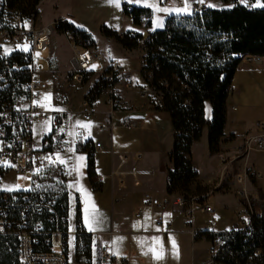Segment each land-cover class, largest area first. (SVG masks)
Segmentation results:
<instances>
[{"label":"crops","instance_id":"0c3cea01","mask_svg":"<svg viewBox=\"0 0 264 264\" xmlns=\"http://www.w3.org/2000/svg\"><path fill=\"white\" fill-rule=\"evenodd\" d=\"M42 1L40 0L37 4V14ZM210 1L187 0L190 11L177 13L175 11L158 12L155 9L157 7L170 10L183 8L185 0H117V2H110V0H49L50 9L60 10V12L50 18L42 19L41 23L45 24L65 18L76 27L97 34L101 25H106L117 31H125L129 29L124 27L126 21L132 22V20L122 13L124 2L149 7L153 11L152 17L154 14H161L164 20V16L167 14H190L192 6L196 2L212 7ZM173 2L178 3V6H171L170 4ZM132 24L130 29L139 31V25H135L133 22ZM115 44L121 47L117 41ZM49 45H51V39ZM94 47L95 51L102 54L106 61H116L121 66L113 85L115 90L120 91V97L111 113V108L106 102L108 88H105L106 96L102 100V105L99 106L98 101L103 91L93 103H89L87 107L90 114L89 119H84L82 113L75 110L80 97L87 93L94 81L102 74L101 65L98 75L86 87H84L85 84L93 74L91 68L85 81L76 85L67 81L71 67V55L69 69H66L68 91L62 92L70 97L68 105L59 103L57 97L62 93L55 95L53 85L50 84L51 73L60 69L54 57L49 58V71L44 72L48 78H44L48 82L45 107L49 110L65 108L70 110L64 128L66 133L65 148L54 155L63 174L61 179L63 187L67 191L69 210L77 207L78 219L86 231L102 232L100 241L105 243L110 252L117 257L129 255V264H153V262L158 264L168 262L171 264H209L210 241L206 239V242H203V238L195 239L188 231L180 211L171 207L165 208L163 212L166 218L173 222L172 226L167 229L154 224L153 214L156 212L154 207L145 206L141 219L134 216L143 191H151L157 196L167 193L166 175L167 170L172 168V162L168 157L173 144L171 118L168 111L155 108V104H160V100L151 94V87L143 80L142 76L141 81L133 82L131 74L122 71L124 66L129 65V57L137 60L140 67L143 54L141 47L132 50L123 48V52L127 51L132 56L126 54L127 56H124L122 60L116 59L115 56L108 57L103 48H97L96 44ZM127 75L130 78H127ZM231 88V92L225 100L226 118L220 150L218 153L209 152L202 173L195 167L197 176L192 182L191 188H197V191L201 193L207 192V199L212 202L214 207L212 213H205L199 209L200 218H195V212H192V222L196 230H221L239 226L236 212L241 203L234 193L232 177L242 168L247 167L251 172L259 174L252 184L249 183V187L258 193L261 192L264 196V148L229 161L223 173L219 159L220 156L233 157L236 148L240 146L242 138L246 134L260 133L264 136L258 126V122H264V67L243 60L239 61L231 78ZM77 89L80 90L77 91ZM144 92L148 93L147 96H144ZM125 118L132 120L134 125L123 126L122 121ZM77 122L88 126L82 127ZM35 126L36 128L44 126L37 137L36 141H39L48 131L50 125L49 122L38 123L33 126V130ZM77 140L83 142L91 140L93 144L96 177L101 178V180L96 179L97 188L92 187L87 175V152L77 151L75 148ZM98 141H100V146H95ZM123 154L129 156L127 162L122 160ZM137 154H140L139 159L135 158ZM211 155H214V158ZM80 157L83 159L80 160ZM191 158L194 162L192 148ZM60 160H63L64 163H60ZM114 168L122 170L135 168L140 185L134 187L131 182L132 177L128 176L125 187L116 186L110 176V172ZM219 181L220 185L218 186ZM215 185L217 187H214ZM85 209L88 210L87 213ZM208 220H214V224L210 226ZM203 221L206 224H203ZM174 225L175 227H173ZM155 241L158 242L155 243ZM172 241L175 242L180 258L182 257L180 262L179 259L171 262L166 253L162 251L172 246Z\"/></svg>","mask_w":264,"mask_h":264},{"label":"built area","instance_id":"2783aa9c","mask_svg":"<svg viewBox=\"0 0 264 264\" xmlns=\"http://www.w3.org/2000/svg\"><path fill=\"white\" fill-rule=\"evenodd\" d=\"M238 2L248 7H264V0ZM203 7L196 2L192 10ZM35 17V14L28 15L13 8L7 10L0 20V176L13 172L22 175L27 183L15 190L0 189V239L11 236L15 245L16 259L9 264H69L70 250L79 264H129V255L117 257L100 241L102 232L86 231L78 219L77 207L70 211L67 202L65 211L61 212L62 203L52 193L53 186L43 184L42 179L45 178H50V184L53 180L62 178V171L54 155L65 148L64 128L70 110H49L45 107L48 82L43 78L45 71L39 61L38 51L49 46V36L56 29V21L36 24ZM68 44L72 50L68 82L76 85L83 83L94 62L101 65L105 78L112 79L118 74L121 67L118 62L106 61L102 54L92 47L81 46L70 35ZM263 57L260 54L246 53L242 60L264 67ZM126 77L130 78L129 75ZM150 92L158 97L156 91L150 89ZM119 97V91L109 88L106 102L111 108L110 113ZM57 98L59 103L69 104L68 94L62 93ZM88 106L89 102L83 95L75 110L81 112L84 119H89ZM42 122H49V129L39 141H35L33 126ZM122 125L131 127L134 123L125 118ZM258 126L264 133V122H258ZM95 146H100V141ZM263 148L262 134H246L233 157L220 156L221 172L225 171L229 161ZM135 158L139 159L140 154ZM122 160L127 162L129 156L123 154ZM110 176L118 187L127 185L128 176L132 177L134 187L140 185L135 168H114ZM258 177V173L251 172L247 167L233 174L234 193L241 203L236 212L240 228L250 227L253 216L262 213L261 207L256 204L260 199L259 193L249 187V183L252 184ZM97 180L101 178L98 177ZM217 185H220V181ZM207 195V192L192 195L172 192L157 196L151 191H143L134 216L141 219L145 206L154 207V224L167 229L173 222L165 217L163 211L171 207L183 214L184 223L194 236L196 229L192 222V212L196 209L205 213L214 211ZM208 224L212 226L214 220H209ZM218 245V242H214L213 248ZM209 264H216L211 257Z\"/></svg>","mask_w":264,"mask_h":264},{"label":"trees","instance_id":"16d2710c","mask_svg":"<svg viewBox=\"0 0 264 264\" xmlns=\"http://www.w3.org/2000/svg\"><path fill=\"white\" fill-rule=\"evenodd\" d=\"M39 1L0 0V20L13 8L36 16ZM222 1L228 3L226 7L204 6L188 15L167 14L162 27L156 29L149 28L153 13L149 7L124 2L122 13L135 25L146 27V35L132 29L117 31L106 25L99 29L124 49L142 48L140 74L158 95L155 97L160 104L156 103L155 108L168 111L170 115L173 144L168 153L172 168L167 170V193L201 194L197 188L190 190L197 176L191 158L192 145L205 128L209 152H219L226 118L225 100L232 89L231 78L236 65L246 53L264 56V7H248L238 0ZM56 29L67 32L83 47L96 44L92 32L76 27L65 18L56 21ZM115 80L116 76L107 79L101 74L85 94L86 100L93 103L105 88H114ZM92 145L91 140H77L75 148L87 152V175L92 187L97 188ZM52 186V193L62 203L60 211L64 212L67 191L62 179L53 180ZM259 198L256 204L262 213L253 216L250 227L196 230L195 239L210 241V257L214 263L264 264V196L261 192ZM214 242L219 243L216 248H213ZM15 259L13 237H2L0 264L14 263Z\"/></svg>","mask_w":264,"mask_h":264},{"label":"rangeland","instance_id":"374dc122","mask_svg":"<svg viewBox=\"0 0 264 264\" xmlns=\"http://www.w3.org/2000/svg\"><path fill=\"white\" fill-rule=\"evenodd\" d=\"M210 4L214 8H223V7H226L228 3L222 0H211ZM170 5L178 6V3L173 2ZM59 12L60 10L55 11L53 9H50L49 0H43L39 6L38 14L35 17V23L44 24V23H41L42 19L50 18L54 14L59 13ZM132 25H133L132 22L127 20L124 27L130 29ZM162 25H163V16L161 14H154L152 17L151 26L149 28L156 29V28L162 27ZM138 27H139V31H141L144 35H146L147 28L144 27L143 25L138 26ZM92 34H93L95 43L97 45V48H103V51L106 53L108 57L115 56L116 59L122 60L124 56H127L126 54H130L127 51L123 52L124 49L119 47L117 44H115L114 39L103 35L102 33H100V31H98V34L93 33V32ZM49 39H51V45L45 47L41 51H38L39 61L43 65L44 71H49V58L54 57V59L59 64L60 69L57 71H53L51 73V78H50V84L53 85L55 95H59L62 92L68 91V85L66 83V69H69V60L72 55V50L68 44L69 35L58 29H54L51 32ZM92 49L94 51L96 50L95 47L93 46H92ZM130 56H132V54H130ZM129 60H130L129 65L124 66L122 68V71L129 72L131 74V78L133 82L141 81V74L139 71L140 67L138 66L137 60L131 57H129ZM91 69L93 70L92 72L93 74L92 76H90L89 80L87 81L84 87H86V85H88L90 81H92V79L98 75V73L101 70L100 64L98 62H94L91 66ZM43 78L48 79L46 74H43ZM49 90H51V88H49ZM79 90L77 89V91ZM47 92H50V91H47ZM147 94H148L147 92H144V96L145 95L147 96ZM105 96H106V90L104 89L98 101L99 106L102 105V100L105 98ZM44 99L47 100L46 95ZM42 127L44 126H39L37 128L35 126V129L33 130V136H34L35 141L38 139L37 137ZM192 153H193V158H194L193 163L195 167L199 169L200 173H202L204 166L206 165V157L209 154L208 144H207V132L205 128L202 130L200 138L193 144ZM211 157L214 158V155H211ZM42 180L44 182L43 183L44 185L49 184L50 186H52V184H50V178L48 179L45 178ZM26 185L27 183L23 179L22 175H17L13 172H8L0 176V189L15 190L20 186H26ZM190 190L191 191L194 190V187H192ZM194 212H195L194 214L195 218H198V217L200 218L201 215H200L199 209L194 210ZM203 216H204V213H203ZM203 224H206V223L203 221ZM173 227H175V225ZM203 239H204L203 242H206V239L205 238ZM157 242L158 241H155V243ZM162 251L166 253L167 257L170 259L171 262H175L177 259H179V262L182 260V257L180 258L178 249L173 245L166 249H163ZM69 264H79L75 261L71 250L69 252ZM153 264H158V263L153 262ZM166 264H171V263L168 262Z\"/></svg>","mask_w":264,"mask_h":264},{"label":"snow or ice","instance_id":"6c2138e0","mask_svg":"<svg viewBox=\"0 0 264 264\" xmlns=\"http://www.w3.org/2000/svg\"><path fill=\"white\" fill-rule=\"evenodd\" d=\"M110 2H117V0H110ZM201 2H203V0H201ZM155 10L158 11V12L175 11L177 13H187V12L190 11V5L187 3V0H185V6L183 8H175V9H171L170 10V9H167V8H159V7H157ZM77 123L80 124V122H77ZM80 126L87 127L88 125H86V124H80ZM58 159H59V157H58ZM79 159L82 160L83 157H80ZM59 162L60 163H64L63 160H60ZM9 166H11V165H9ZM76 170L78 171V169H76ZM9 190H11V189H9ZM93 208H94V206H93ZM85 211L87 213L88 210L85 209ZM86 220H87V216H86ZM90 230H91V228H90ZM173 246H175V242L174 241H173ZM157 258H159V257L157 256Z\"/></svg>","mask_w":264,"mask_h":264}]
</instances>
